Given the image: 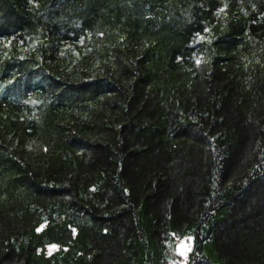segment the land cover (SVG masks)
Listing matches in <instances>:
<instances>
[{
	"label": "trees",
	"instance_id": "obj_1",
	"mask_svg": "<svg viewBox=\"0 0 264 264\" xmlns=\"http://www.w3.org/2000/svg\"><path fill=\"white\" fill-rule=\"evenodd\" d=\"M172 233L264 264V0H0V264H175Z\"/></svg>",
	"mask_w": 264,
	"mask_h": 264
},
{
	"label": "rangeland",
	"instance_id": "obj_2",
	"mask_svg": "<svg viewBox=\"0 0 264 264\" xmlns=\"http://www.w3.org/2000/svg\"><path fill=\"white\" fill-rule=\"evenodd\" d=\"M44 227H45V224H42V225L38 226L36 228V230H35V233H40L44 229ZM38 229H39V231H38ZM171 235H172L171 236L172 243L174 245V249L176 250L177 254H178L177 248L179 246H181L182 243L185 242V238L186 237H191L192 238L191 241L187 242L188 244H190V250H191L192 240H193V236L192 235H181V234H176V233H172ZM52 245H56V247L53 248V247H51ZM190 250L187 251L186 255H184V256H181V255L178 254L179 257H180V262H177L175 264H184V261L186 260V256L190 252ZM203 251H204V254L207 255V256L213 255L210 241H205L204 242ZM64 254H65V251L59 250V247H58L57 244L47 243L44 246H39L38 247L36 253L33 256V258L38 260L41 263H43L46 260H53V261H57L59 264H66V262L64 261Z\"/></svg>",
	"mask_w": 264,
	"mask_h": 264
},
{
	"label": "snow or ice",
	"instance_id": "obj_3",
	"mask_svg": "<svg viewBox=\"0 0 264 264\" xmlns=\"http://www.w3.org/2000/svg\"><path fill=\"white\" fill-rule=\"evenodd\" d=\"M220 11H223V9H220ZM205 31H207V29H206ZM198 38H199V39H203L202 36H200V37H198ZM210 42H211V41H209V43H210ZM196 63L199 64L200 61L197 60ZM38 231H39V229H38ZM73 231H75V229H73ZM191 239H192L191 237H186V238H185V242L182 243V245L179 246V247L177 248V252H178L179 255L184 256V255H186L187 251L190 250V244H188L187 242L191 241ZM51 247L54 248V247H56V245H52Z\"/></svg>",
	"mask_w": 264,
	"mask_h": 264
}]
</instances>
